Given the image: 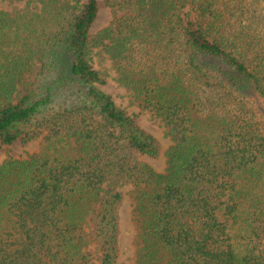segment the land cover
<instances>
[{"label":"trees","instance_id":"obj_1","mask_svg":"<svg viewBox=\"0 0 264 264\" xmlns=\"http://www.w3.org/2000/svg\"><path fill=\"white\" fill-rule=\"evenodd\" d=\"M0 9V264H264V0H12ZM189 8L194 17L185 19ZM92 47L159 138L101 84ZM95 253L97 257H95Z\"/></svg>","mask_w":264,"mask_h":264},{"label":"rangeland","instance_id":"obj_2","mask_svg":"<svg viewBox=\"0 0 264 264\" xmlns=\"http://www.w3.org/2000/svg\"><path fill=\"white\" fill-rule=\"evenodd\" d=\"M87 1V0H84ZM99 11L97 18L90 30V36L94 37L99 30L107 26L114 17L111 6L108 5V0H98ZM21 8L25 5V2L16 3L12 0H0V9H12L13 6ZM194 14L189 8L185 10V19L193 18ZM93 65L99 69L103 76L106 78V82L101 84V87L108 93H110L116 103L123 107L128 113L132 114L136 121L147 130L155 134L162 144V153L158 158L147 157V161L159 172L166 169V156L165 153L172 144L171 138L166 134L165 126L158 120H154L150 114L145 112L137 104H133L130 100L128 91L120 86L115 80L114 70L112 63L108 59L107 54L99 47H92ZM40 143L38 140L25 141L22 139L16 140L10 145H5L0 149V163H2L7 157L23 158L39 150ZM132 186L128 185L123 187L126 201L123 209L121 210L122 220V238L120 247L122 250L118 264H129L130 256L132 255L131 240L133 236V230L131 225V211L134 207V200L132 195ZM95 257L97 254L95 253ZM96 264V263H95Z\"/></svg>","mask_w":264,"mask_h":264}]
</instances>
